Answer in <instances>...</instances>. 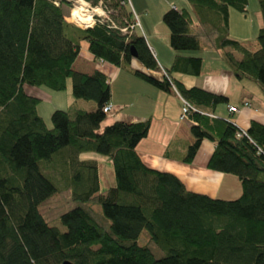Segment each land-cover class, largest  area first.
Wrapping results in <instances>:
<instances>
[{"label": "trees", "instance_id": "trees-1", "mask_svg": "<svg viewBox=\"0 0 264 264\" xmlns=\"http://www.w3.org/2000/svg\"><path fill=\"white\" fill-rule=\"evenodd\" d=\"M85 1L101 2L119 28L68 23L65 1L57 7L49 0H0V264H264V125L251 121L243 133L233 122L211 117L207 112L227 98L185 87L173 76H199L202 58L177 55L170 68H160L126 0ZM186 1L190 11L169 9L162 18L171 49L216 52L235 79L255 83L264 96V0H258L256 49L229 38L230 10L245 15L247 0ZM83 43L95 62L159 90L175 89L196 110L189 114L193 141L182 162L191 163L201 143L211 142L207 168L236 177L241 195L213 199L187 191L171 173L147 167L136 148L150 120L114 122L100 130L110 82L102 71L73 69ZM133 60L161 78L133 69ZM68 80L74 102L52 112L49 129L37 111L41 100L26 88L59 93ZM90 102L92 109L81 105ZM87 153L112 164L115 185L104 194L97 162L80 159ZM60 182L73 202L98 203L108 224L76 206L60 216L65 232L50 226L38 207L62 190ZM144 231L160 258L139 244Z\"/></svg>", "mask_w": 264, "mask_h": 264}, {"label": "crops", "instance_id": "crops-1", "mask_svg": "<svg viewBox=\"0 0 264 264\" xmlns=\"http://www.w3.org/2000/svg\"><path fill=\"white\" fill-rule=\"evenodd\" d=\"M129 2L137 17L138 33L145 39L160 68H170L177 55L193 56L185 51L176 52L171 49L169 30L162 20L164 13L169 9L190 11L186 0H129ZM199 53L197 56L202 58L200 75L192 77L174 73V78L185 87L196 86L227 98V103L223 106L218 105L207 112L210 116L229 120L243 132L247 131L251 121L264 125V96L258 94L259 88L247 80L238 82L216 52L211 55ZM131 67L155 78H161L160 72L147 70L141 63H134V60ZM73 69L87 75L99 70L107 75L112 106L109 113L112 115L103 123L105 126L114 122L131 124L150 120L148 135L136 148L141 161L147 167L171 173L181 180L187 191L213 199L234 200L241 195V186L236 177L213 172L207 168L214 147L211 142L205 140L201 143L191 163L182 162L186 148L192 143L193 137L190 132L191 121H180L181 103L173 90L171 92L159 90L120 68L95 62L84 43L81 45ZM26 91L41 101L44 99L52 101L57 97L55 92L37 88H26ZM72 103L70 102L69 106ZM245 103L250 106L243 107ZM81 105L86 109L94 108L89 103ZM230 107L237 108L238 112H229ZM37 111L47 124L51 111L46 117L41 115L38 108Z\"/></svg>", "mask_w": 264, "mask_h": 264}, {"label": "rangeland", "instance_id": "rangeland-1", "mask_svg": "<svg viewBox=\"0 0 264 264\" xmlns=\"http://www.w3.org/2000/svg\"><path fill=\"white\" fill-rule=\"evenodd\" d=\"M248 5H247V13L245 15L239 13L238 11L231 9L230 10V30H229V38L239 41L240 43H243L250 49H256L257 46V41L256 37L258 34V31L261 27V15L259 11V6H258V0H247ZM70 7V6H69ZM68 6L65 8L64 12L65 15L69 12ZM71 7L72 3H71ZM68 10V11H67ZM75 14V13H74ZM234 14V15H232ZM77 15V14H76ZM79 19L81 17L77 16ZM82 20V19H81ZM203 42V41H202ZM85 44V43H84ZM189 54H193L194 57H198L197 55L201 53H207L209 55L213 54L214 51L212 50H199V51H185ZM237 58H240L239 54H236ZM83 58V57H82ZM134 63H139L138 60H134ZM208 67V65H206ZM228 67L227 65H225ZM229 68V67H228ZM192 78V77H191ZM240 81H245V80H238ZM250 82V81H248ZM253 83V82H252ZM255 84V83H253ZM256 85V84H255ZM258 88L259 86L256 85ZM188 87H196V86H188ZM113 88V86H112ZM36 89V88H35ZM260 90V88H259ZM258 94L262 93L261 90L258 91ZM53 93V92H51ZM55 99L51 100H46L41 101L37 108L40 111L41 115L46 117L49 111L51 113L48 115L49 120L47 123V127L51 129L52 123H51V118L50 115L52 114L53 111L56 110H62L66 111L68 110L70 102H74V98L71 92V81L68 80L67 82V88L63 92L59 93H54ZM69 100H71L69 102ZM82 104V103H81ZM85 104V103H83ZM90 106L94 107V103L90 102ZM224 104H221L220 106H223ZM54 107H59L62 109H53ZM111 113L107 114L106 120L108 121L109 118H111ZM105 127L104 124L101 125L100 130ZM81 160H94L97 162L99 173H100V189H99V194H104L106 191L113 187L115 185V179H114V174H113V167L111 162L109 161L108 157L97 154V153H87V154H82L80 156ZM61 184H56L60 189H62L60 192L56 193L52 197L48 198L44 202H42L38 209L40 214L43 216V218L47 221V223L52 226L58 228L61 232H65L66 228L61 225L60 223V216L75 208L76 206H82L89 211H91L92 215L95 217V219L105 225V222L107 221L103 214L101 207L98 203H89V204H78L75 203L71 200L70 193L69 191L64 190V183L60 182ZM108 224V221H107ZM108 227V225H107ZM139 244L141 246H145L151 249V251L154 253L156 258H160L162 256L161 251L150 241L149 239V233L147 231H144L139 239Z\"/></svg>", "mask_w": 264, "mask_h": 264}, {"label": "built area", "instance_id": "built-area-1", "mask_svg": "<svg viewBox=\"0 0 264 264\" xmlns=\"http://www.w3.org/2000/svg\"><path fill=\"white\" fill-rule=\"evenodd\" d=\"M49 1L52 2L57 7L61 6L62 1H65L68 4L72 3L73 8L70 6L71 9L69 10V15L67 17H65V20L70 22V23L77 25L80 28H83V29L89 28V27H92L96 23L106 24L108 26V28H110V29H118L119 28L116 23L111 21V19L109 17L110 12H108L102 8L101 2H99L98 5H92L90 2H87L85 0H49ZM78 1H81L85 5L86 11L90 14V16L92 18L91 22L88 24L80 23L78 20H76L72 16V11L76 7ZM126 1L130 5L129 0H126ZM134 18H135V24L134 25L139 26L138 21H137V17L135 14H134ZM134 25L131 26L132 29L134 28ZM120 31L123 34H126L127 28H122V29H120ZM99 62L103 63L102 61H99ZM174 92L178 95V97L180 99V103H181L180 121H187V120H189V114L193 111L196 112V110L185 99H183L177 93V91L175 89H174ZM243 106L248 107L250 105L248 103H245ZM111 108H112L111 104L107 105L104 108V112L108 114L111 111ZM229 112L235 113V112H238V109L234 108V107H230ZM243 133H245V132H243Z\"/></svg>", "mask_w": 264, "mask_h": 264}, {"label": "bare ground", "instance_id": "bare-ground-1", "mask_svg": "<svg viewBox=\"0 0 264 264\" xmlns=\"http://www.w3.org/2000/svg\"><path fill=\"white\" fill-rule=\"evenodd\" d=\"M74 13L81 17L82 20L79 19L76 15H74ZM72 16L83 24H88L92 20L90 14L86 11L85 5L81 1L77 2L76 7L72 11Z\"/></svg>", "mask_w": 264, "mask_h": 264}, {"label": "water", "instance_id": "water-1", "mask_svg": "<svg viewBox=\"0 0 264 264\" xmlns=\"http://www.w3.org/2000/svg\"><path fill=\"white\" fill-rule=\"evenodd\" d=\"M131 55L134 57V58H136V52H135V50L132 48L131 49ZM64 264H69V263H64Z\"/></svg>", "mask_w": 264, "mask_h": 264}]
</instances>
